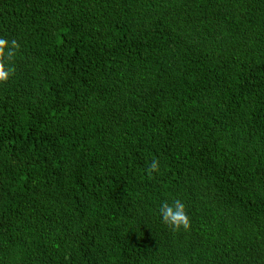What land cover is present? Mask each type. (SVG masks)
<instances>
[{"label":"trees","instance_id":"1","mask_svg":"<svg viewBox=\"0 0 264 264\" xmlns=\"http://www.w3.org/2000/svg\"><path fill=\"white\" fill-rule=\"evenodd\" d=\"M0 39V264H264V0H0Z\"/></svg>","mask_w":264,"mask_h":264},{"label":"clouds","instance_id":"2","mask_svg":"<svg viewBox=\"0 0 264 264\" xmlns=\"http://www.w3.org/2000/svg\"><path fill=\"white\" fill-rule=\"evenodd\" d=\"M16 44L15 41L9 43L3 39H0V57H3L4 61L10 62L13 56L12 47ZM12 75V69L10 66H6L4 63H0V82H4ZM150 171H159V162L153 160L150 164ZM158 214L161 222L168 225L173 230H180L181 228L187 230L190 225V218L186 210V205L181 199H174L171 202H163L159 205Z\"/></svg>","mask_w":264,"mask_h":264}]
</instances>
